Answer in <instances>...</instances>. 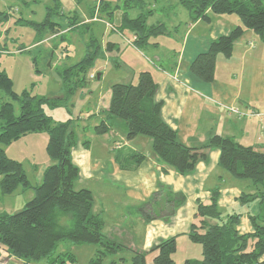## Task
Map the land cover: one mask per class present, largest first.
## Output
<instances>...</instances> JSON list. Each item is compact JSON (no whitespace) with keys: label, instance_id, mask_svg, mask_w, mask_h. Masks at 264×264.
Masks as SVG:
<instances>
[{"label":"trees","instance_id":"trees-1","mask_svg":"<svg viewBox=\"0 0 264 264\" xmlns=\"http://www.w3.org/2000/svg\"><path fill=\"white\" fill-rule=\"evenodd\" d=\"M137 1V0H127ZM145 0L141 2L140 8ZM189 13L190 21L199 18L208 21V12L213 14H234L241 24L229 34L213 40L208 50L199 53L189 65V72L197 79L212 82L215 60L218 54L230 56L234 42L245 29L252 30L264 43V3L262 0H178ZM94 7L91 9L93 18ZM54 9V8H53ZM48 9L40 23L30 24L36 34V42L60 32L59 23L52 16L59 7ZM150 9L147 13H151ZM8 13L0 11V23ZM69 18V17H68ZM76 21L67 20L68 29L79 26ZM147 16L140 14L136 19L121 20L119 30H133L132 44L139 49L147 46L149 38L168 33L162 23L148 25ZM95 51H86L84 58L56 75L65 85L62 98H47L32 95L28 90L16 93L9 75L0 67V195H10L17 188L32 189V198L16 213L0 214V247L10 256L29 264L44 259L47 264H65L66 259L74 260L70 252L56 253L62 241L73 244L94 243L99 246L87 264H102L107 255L116 254L124 247L121 242L104 233V221L99 213L92 211L93 195L88 189L75 190L74 182L78 167L73 163L71 150L78 143L76 132L70 128L71 121L55 122L45 112L44 106L56 107L65 103L77 88L84 85V73L95 59ZM156 83L150 71H140L134 83H114L111 99L106 111L108 120L118 118L127 128L126 139L145 136L151 140L152 151L159 160L184 174L193 169L197 160L204 155L202 148L219 149V166L238 179H248L255 185L264 184V144L260 148L245 146L230 137L215 134L208 138L202 148H193L181 143L176 131L160 117L162 103L154 100ZM9 100H3L4 96ZM11 101L19 104V113L14 112ZM107 120V121H108ZM101 121L95 126L97 134L111 129L110 122ZM29 133H45V152L54 161L43 173L40 184L31 186L22 164L5 153V146ZM134 164L141 162L145 155L134 153L130 157ZM118 160V159H117ZM120 163V161H119ZM124 166V165H122ZM210 203H198L196 216L199 226L191 225L187 236L200 246L198 258H186L183 264H264V214L260 218L250 217L252 231L241 234L236 228L239 215L221 216L218 209L219 188L210 191ZM246 197V195H243ZM62 218L68 223L63 224ZM176 236L166 238L151 251L153 264H175ZM130 264H146L145 253L135 250Z\"/></svg>","mask_w":264,"mask_h":264},{"label":"rangeland","instance_id":"rangeland-1","mask_svg":"<svg viewBox=\"0 0 264 264\" xmlns=\"http://www.w3.org/2000/svg\"><path fill=\"white\" fill-rule=\"evenodd\" d=\"M262 1L264 3V0ZM140 4L139 0L130 2L127 0H0V11L8 13L7 19L0 23V67L12 79V88L16 93L20 94L22 91L28 90L36 96L62 98L65 94V85L61 79L54 75L55 70L60 71L64 67L67 68L80 62L87 50L89 52L95 51L96 55L92 66L87 67L83 74L84 85L77 88L65 103L56 107L44 106L45 112L50 114L55 122H65L72 119L70 128L76 132L78 142L89 140L92 134L90 127L98 125L101 121L97 108L98 99L101 97V102L104 105L110 98V86L112 84L136 82V76L140 72L142 64H146L153 76H157L155 63L160 62L156 61L151 54L153 47L132 48L126 39H132L133 30L127 28L120 31V20L124 18L133 20L138 18L140 14H145L148 25L157 24V21H163L170 25L169 21L183 20L185 16L188 18L189 14L185 8L178 4L177 0H145L141 8ZM171 4H174L175 7L168 8ZM94 6L93 20L84 22L85 16L91 18V9ZM56 7H59L62 14L59 15L56 12L52 16V20L59 23L60 32L51 37L45 33L44 39L37 43V32L26 22H42L47 10L50 8L52 11L54 9L57 11ZM150 9L153 10L151 15L147 13ZM74 13L77 15L80 24L75 29L69 30L66 21H72V19L76 21L73 18ZM232 16L237 17L240 21L237 15ZM148 41L150 44L156 41L163 43L164 46L157 51L162 55L166 54L165 50L178 49L176 40L167 39L162 35L151 36ZM168 56L166 60L171 62L174 52L171 51ZM167 66L170 67L169 64ZM90 75L94 77L90 78ZM3 100L9 99L4 96ZM11 102L14 106V112L18 114V102ZM114 121L119 123L120 119L115 117L111 122ZM114 129L115 137H118L120 144L125 146L123 139L119 136L125 139L126 128L125 133L118 124L115 125ZM108 137L101 138L102 140L93 138L94 157L103 154L104 148L110 143L107 140ZM142 137L150 141L149 138ZM34 144L35 140L31 142V139H27L12 144L13 146H10L6 151L8 157L22 162L31 186L36 184V168L39 167V164L41 167L44 157L47 159V154L43 151V144ZM261 146L255 145L253 147L260 148ZM79 151L75 152L77 159H81ZM122 151L128 152L129 149L126 146ZM217 171L224 174L223 180L216 184L220 192L229 187H234L241 192L240 197L235 201L218 204L221 216L226 218L228 215L238 214L239 219L236 228L239 232L251 230L250 217L260 218L264 214V184L255 185L248 179L235 178L220 166L217 167ZM80 184L92 190V211L97 213V211L104 210L103 216L106 219L104 233L110 231L113 234H118L121 237V243L124 245L116 254L105 256L102 264H130L135 250H141L145 253L146 264H153L152 257L155 251L145 247L143 249L144 245L141 240L143 236L141 235L144 227L137 221V215L144 212V207L148 204L143 207L139 205L135 212L125 213L124 218L126 219H124L123 213H119L123 211L124 204L126 202L139 204V202L129 199V196L124 197L114 193V189L105 186L96 179L89 180L84 177ZM76 187L77 185L74 184L75 190H77ZM30 191L33 192L31 189L21 191L20 188H17L10 196L0 195V214L20 211L23 208L20 207V202ZM140 191L141 189L136 196L140 195ZM168 197L171 202H167L165 198L155 201L153 197L149 204L154 206L153 204L158 201L157 205L160 206L163 202L164 214L160 212V219L164 227L176 228L177 246L172 256L175 264H183L186 258H198L200 256V246L191 242L187 234L181 231L185 228L194 201L190 200L189 196L182 199L180 194H172ZM24 200L29 201L30 199ZM119 214L129 228V230H125V233L118 231V227L112 223L116 219L115 215L118 216ZM61 222L67 224L68 219L62 218ZM108 228L110 229L108 230ZM107 235L109 236V234ZM164 239L161 238L160 241ZM98 248L99 246L94 243L73 244L69 241H62L59 243L56 253L70 252L73 255L74 260L66 259L65 264H87ZM30 264H47V262L40 259L30 262Z\"/></svg>","mask_w":264,"mask_h":264},{"label":"crops","instance_id":"crops-1","mask_svg":"<svg viewBox=\"0 0 264 264\" xmlns=\"http://www.w3.org/2000/svg\"><path fill=\"white\" fill-rule=\"evenodd\" d=\"M174 7V4L168 6V8ZM152 13L153 11L149 15ZM208 15V21L201 18L190 21L189 14L188 18L185 16L183 20L169 21L170 25L163 21H157V23H162L167 28L168 33L162 36L176 40L178 49L165 50L166 54L162 55L157 51L164 46L163 43L156 41L148 44L146 48L152 46L153 51L151 54L156 61L160 62L155 63L157 76H153L146 64L140 66V71H150L156 83L154 100L162 103L160 117L176 131L177 138L181 143L193 148H202L210 136L218 134L223 137H230L235 142L245 146L263 145L264 43L258 39L252 30L245 29L243 34L234 42L230 56L226 57L222 54L216 56L213 81H201L189 72L190 63L199 53L207 51L213 40L229 34L241 24L237 17L232 16L234 14L208 12ZM91 20L93 18L85 16L83 21L88 22ZM119 25H121V20ZM132 39L126 40L132 48L137 49L132 44ZM171 51L174 52V57L169 62L170 60L166 59ZM168 64L170 67L167 66ZM152 65L154 66V64ZM111 86L110 98L104 105L101 102L102 98L98 99L97 108L101 121L108 120L106 111L110 104ZM233 109H236L237 112ZM112 119L107 121L112 125L109 131L97 134L95 132L97 124L93 125L90 127V130H92L91 141L90 139L83 140L72 148V161L79 170L74 182L77 185L76 189L86 188L92 191L80 182L84 177L89 180L96 179L105 186L114 189L115 192L113 190L111 192L121 194L124 197L129 196V199L139 202V204L126 202L123 211L119 212L120 214L123 213V218L125 213L135 212L136 207H139V205L143 207L148 204L144 207V212L137 215V221L144 227H142L143 234L141 235L143 236L141 239L144 245L143 249L145 247L151 250L160 242L161 238L166 239L178 235L175 234L176 228L164 227L160 219V215L164 214V205L163 202L160 206L157 204L163 198L167 202H171L168 195L180 194L182 199L189 196V199L194 201L185 228L181 230L182 233L187 234L192 224L199 226L200 218L196 216L198 203L209 204L210 191L218 187L216 184L222 181L224 177L223 173L217 171L219 149L213 147L202 148L201 152L204 155L197 160L193 169L184 174H179L175 169L159 160L152 151L150 139V141H147L142 136H136L132 140H127L125 135V140L122 136H119L123 139V145H125L122 146L120 139L115 137L114 128L118 124L125 133L126 125L122 121L112 123ZM83 131H85L84 128ZM106 136H109L107 140L110 143H106L107 146L101 156L94 157L93 138H107ZM27 139H31V142L35 140V144H43V151L45 152L47 135L45 133H29L5 146V153L10 146H13L12 144ZM126 146L129 151H122ZM77 150H80L81 159L75 157ZM134 153H142L145 158L134 164L130 158ZM20 163L22 164V162ZM53 163L54 161L48 156L47 159L43 158L41 167L39 164V167L36 168V184L34 186L41 183L44 170ZM140 189V195L136 196ZM240 195L241 192L234 187H229L221 192L219 190L218 204L231 203ZM32 196L33 192L27 193L21 200L20 207H24V203L28 201L24 199H31ZM153 197L155 201H158L153 204L154 206H150L149 202ZM97 213L104 218L106 223L103 216L104 210L97 211ZM120 214L115 215L116 219L112 223L118 227V231L125 233V230H129V228L120 218ZM251 231L252 228L240 233H250ZM105 232L118 242L122 241L118 234H113L110 231ZM0 252V264H24L23 260L10 256L2 247H0Z\"/></svg>","mask_w":264,"mask_h":264},{"label":"built area","instance_id":"built-area-1","mask_svg":"<svg viewBox=\"0 0 264 264\" xmlns=\"http://www.w3.org/2000/svg\"><path fill=\"white\" fill-rule=\"evenodd\" d=\"M93 77H94L93 75H90V78H93ZM233 111L237 112V110H236V109H235V110L233 109Z\"/></svg>","mask_w":264,"mask_h":264},{"label":"water","instance_id":"water-1","mask_svg":"<svg viewBox=\"0 0 264 264\" xmlns=\"http://www.w3.org/2000/svg\"><path fill=\"white\" fill-rule=\"evenodd\" d=\"M50 65V64H49ZM54 75L58 78V79H60L55 73H54Z\"/></svg>","mask_w":264,"mask_h":264}]
</instances>
